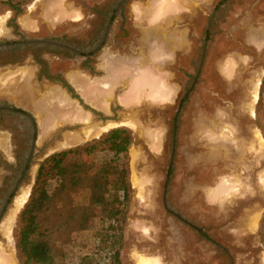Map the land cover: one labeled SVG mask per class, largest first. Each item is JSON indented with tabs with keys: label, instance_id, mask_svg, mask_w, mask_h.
<instances>
[{
	"label": "rangeland",
	"instance_id": "374dc122",
	"mask_svg": "<svg viewBox=\"0 0 264 264\" xmlns=\"http://www.w3.org/2000/svg\"><path fill=\"white\" fill-rule=\"evenodd\" d=\"M55 1L31 0L23 4L24 14L17 21L23 26L37 25L32 31L22 28L26 36L72 38L70 33L75 32L80 38L93 37L95 30L85 25L60 22L51 26L44 10ZM61 1L66 6H84L98 0ZM11 15L10 6L0 0V40L12 35ZM207 20L203 13L199 23L202 42ZM211 32L200 81L181 114L178 147L167 186L170 207L188 223L166 210L163 202L172 153L167 122L175 114L173 104H149L124 113L123 120H136L137 124L127 128L133 136L126 158L130 192L120 223L122 235H116L118 243L112 246L120 251V264H139L138 258L156 264H264V135L256 116L260 100L264 104V0H225L216 12ZM200 49L194 54L192 73L200 60ZM181 63L183 68L188 66L185 61ZM175 79L185 80L186 87L192 80L183 75ZM33 90L41 93L39 87ZM101 137L92 136L86 138L89 141H74L67 146L79 142L85 145ZM46 142L41 140L39 145ZM58 145H45L47 151L39 156L42 164L50 154L64 148ZM98 159L102 160V154ZM35 176L32 171L26 202L10 220L13 205L4 226H0V243L8 246L14 264H27L18 251L17 238ZM56 185V180L50 181V190ZM86 197L83 190L72 193L79 202ZM108 225L109 221L99 216L88 230L60 240L58 260L63 263L58 264H79L83 259L92 264H110L111 243L106 245L98 238ZM211 238L214 242L209 241Z\"/></svg>",
	"mask_w": 264,
	"mask_h": 264
},
{
	"label": "flooded vegetation",
	"instance_id": "af4514ba",
	"mask_svg": "<svg viewBox=\"0 0 264 264\" xmlns=\"http://www.w3.org/2000/svg\"><path fill=\"white\" fill-rule=\"evenodd\" d=\"M120 1L98 0L92 5L88 3L84 4V6L80 5L79 7L84 9L86 17L77 23L65 22L75 26L79 25L78 27L85 25L84 27L88 29H94L95 33L90 39L87 37L85 39L80 38L75 32L70 33L73 35L71 36L72 38L53 35L28 37L25 35L26 32L24 30L32 31V28L37 27V25L28 24L23 26L21 21H17V17L24 14L23 5L22 11L15 14L11 6L6 3L10 6L12 17L9 26L13 29L11 36H4L5 38L0 40V76H3L2 78L0 77V86H3L0 90V226H4L5 216L14 205L16 197L28 187L29 176L32 171L36 172L35 182L37 181L38 172L43 163L39 156L47 151L48 147H45L46 144H49V142L54 143L56 146L59 144L58 146L64 147L60 150L63 151L83 145L85 143H82L84 139L87 140L85 137L86 131L95 129L99 124L104 127L111 123H119L118 126L110 127L107 130L108 132L116 128L132 129L137 124L136 120H123L125 111L133 109H123L121 105L117 104L113 108L112 113L105 114L90 106L75 86L59 70L62 60L69 59L79 62L82 70L92 74L97 73L95 63L99 54L110 45L117 44V39L120 36L125 37L127 33L124 26L126 24L127 6L131 0H125L118 7ZM223 2L225 0H214L207 6L200 8V18L192 25L191 31L194 46L193 53L190 57L187 55L180 56L173 67L175 75L171 79L178 84L176 99L167 103L150 102L141 105V108H145L149 104L160 106L173 104L172 108L175 109L173 118L171 120L169 118L167 122L168 136L171 135L172 141V153L167 171L163 202L166 210L186 223H188V220L177 212L174 207H170L168 202L170 190L167 186L172 177L173 161L178 147L181 114L190 94L200 81L201 72L206 61L207 45L211 37L213 21L219 6ZM203 13L207 14L208 20L204 28V41L202 42L201 24L199 25V23L202 21ZM116 29L122 31L120 36L115 35L114 30ZM38 39L63 42L81 50V52L63 48L54 49L48 44L27 43L29 40ZM97 44H100L99 48H96ZM199 46L201 47L200 60L192 73L191 70L194 66L192 62H195L194 54ZM183 61L188 65L185 68H183L181 63ZM177 75H183L186 79L192 78L189 86L186 87L185 80L177 81L175 79ZM17 79L21 80L22 83L20 85L15 84ZM53 84L60 86L63 91L51 87ZM38 87L41 93L33 90ZM32 92L35 93H33V97L31 96ZM36 94L40 95L39 99L35 96ZM58 102H61L60 106H65L63 111L60 110ZM77 103L79 107H77ZM81 107L85 111H90L92 117L82 119V116L77 118V114L74 116L75 110L79 111L78 108ZM137 108L140 107L138 106L134 109ZM79 112L82 114L81 111ZM133 114L135 113L133 112ZM123 122L128 124H121ZM107 131H104L102 136L108 133ZM74 135H80V137L84 138L83 141L76 145L67 146L71 142L65 143L66 139ZM41 140L47 141L44 146L39 145ZM57 152H53L50 155ZM209 241L214 242L212 238Z\"/></svg>",
	"mask_w": 264,
	"mask_h": 264
},
{
	"label": "crops",
	"instance_id": "0c3cea01",
	"mask_svg": "<svg viewBox=\"0 0 264 264\" xmlns=\"http://www.w3.org/2000/svg\"><path fill=\"white\" fill-rule=\"evenodd\" d=\"M60 1L44 10L52 26L60 22L77 23L86 17L83 8L66 6ZM213 1L131 0L126 10V36H120L119 29L114 30L115 35L120 36L119 44L102 50L96 59V74L82 70L79 62L69 59L62 60L59 70L90 106L105 114L112 113L117 104L123 109H134L144 103L172 102L178 93V84L171 79L175 75L173 67L180 56L190 57L193 53L192 25L200 18V8ZM21 83L18 79L15 82ZM51 87L63 91L60 86ZM57 104L60 110L65 109L60 106L61 102ZM78 109L82 114L76 109L77 118L92 117L90 111ZM96 128L87 130L85 137L90 138L88 133L103 127L99 124ZM75 139L84 138L74 135L65 143Z\"/></svg>",
	"mask_w": 264,
	"mask_h": 264
},
{
	"label": "trees",
	"instance_id": "16d2710c",
	"mask_svg": "<svg viewBox=\"0 0 264 264\" xmlns=\"http://www.w3.org/2000/svg\"><path fill=\"white\" fill-rule=\"evenodd\" d=\"M30 1L2 0L15 14ZM256 116L264 135L263 100L258 103ZM131 144L130 131L116 128L85 145L57 152L42 164L31 198L20 217L17 248L25 263H63L58 260V242L73 232L88 230L100 216L108 220L109 225L98 238L106 245L111 243L110 264H120V251L112 246L118 243L116 235H122L120 223L129 198L126 158ZM100 154L102 160L98 159ZM52 180H56L57 185L50 190ZM76 190L87 192L85 201L72 198ZM79 264L92 263L83 259Z\"/></svg>",
	"mask_w": 264,
	"mask_h": 264
},
{
	"label": "bare ground",
	"instance_id": "6f19581e",
	"mask_svg": "<svg viewBox=\"0 0 264 264\" xmlns=\"http://www.w3.org/2000/svg\"><path fill=\"white\" fill-rule=\"evenodd\" d=\"M257 85H259V83ZM257 97H258V92L256 90L254 93V100H253L254 103H255ZM122 124H128V123L123 122ZM118 125H119V123H111V124L103 127L102 129L96 131V132L88 133V137L100 136V134H102V132L106 131L110 126H118ZM71 140H73V139H71ZM75 140L77 141V139H75ZM29 193H30L29 189H27L22 195L20 194L21 195L20 197H18V198L16 197L17 199L14 202V208L12 209L10 220H12L11 218L13 217L14 213L16 211H18L19 208L22 207V205L26 202V200L28 199ZM6 228H7V226H6ZM7 247L4 246L2 243H0V264H14V261H13L11 255L8 251L9 248H7ZM138 259H139V264H156V262L149 261L148 259H145V258H138Z\"/></svg>",
	"mask_w": 264,
	"mask_h": 264
},
{
	"label": "water",
	"instance_id": "95a60500",
	"mask_svg": "<svg viewBox=\"0 0 264 264\" xmlns=\"http://www.w3.org/2000/svg\"><path fill=\"white\" fill-rule=\"evenodd\" d=\"M124 1L125 0H121L120 4H118V7H120ZM27 43L48 44L51 48H54V49L63 48V49H68V50L75 51V52H81V50H79V49H77V48H75L69 44L59 42V41H54V40L38 39V40H29V41H27ZM99 47H100V44H97L96 48H99ZM94 51H96V50H94Z\"/></svg>",
	"mask_w": 264,
	"mask_h": 264
}]
</instances>
